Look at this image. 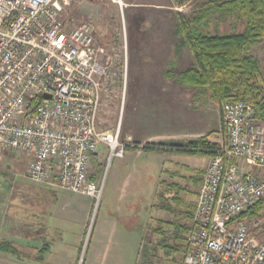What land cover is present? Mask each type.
I'll list each match as a JSON object with an SVG mask.
<instances>
[{"label": "rangeland", "instance_id": "rangeland-1", "mask_svg": "<svg viewBox=\"0 0 264 264\" xmlns=\"http://www.w3.org/2000/svg\"><path fill=\"white\" fill-rule=\"evenodd\" d=\"M213 1L190 0L178 6L174 0H71L65 18L71 25L92 22L96 44L111 54L116 70L126 74V88L121 85L103 107L101 128H119L122 141L127 132L134 141L149 136L151 149L130 148L125 158L110 160L103 145L91 167L100 200L35 184L27 177L26 157L5 156L0 161V242L12 240L20 253L16 257L0 252V264H184L180 253L170 255L166 247L173 244L168 225L162 226L161 236L154 233L160 221H176L179 210L169 214L156 206L161 194L172 199L179 193L186 207L194 202L198 186L193 178L204 175L208 157L175 151V145L195 140L204 131L220 138L221 108L201 90L183 88L165 72L176 74L194 64L188 47L178 53L176 28L181 18L190 20ZM243 29V21L228 17L212 20L207 31ZM250 53L262 64L264 83V39ZM125 179L129 184L116 212ZM45 240L54 243V249L42 256Z\"/></svg>", "mask_w": 264, "mask_h": 264}, {"label": "built area", "instance_id": "built-area-1", "mask_svg": "<svg viewBox=\"0 0 264 264\" xmlns=\"http://www.w3.org/2000/svg\"><path fill=\"white\" fill-rule=\"evenodd\" d=\"M70 5L0 0V161L19 154L33 183L100 200L91 171L98 150L105 145L112 160L150 144L101 128L126 74L97 46L92 22H68ZM220 108L223 137L198 191L184 264H264V209L242 218L264 204V123L249 103Z\"/></svg>", "mask_w": 264, "mask_h": 264}, {"label": "trees", "instance_id": "trees-1", "mask_svg": "<svg viewBox=\"0 0 264 264\" xmlns=\"http://www.w3.org/2000/svg\"><path fill=\"white\" fill-rule=\"evenodd\" d=\"M189 1L174 0L178 6H184ZM228 17H236L238 21H243V31L226 34L207 31L212 20H223ZM176 34L180 37L178 53L188 47L194 55L195 62L191 67L176 74L172 70H167L165 77L174 79L183 88L201 90L208 96L209 102L218 107L229 100L249 103L254 106L257 120L264 123L262 64L250 53L264 39V0H215L211 2V6L209 5L190 20L181 18ZM209 135L191 140L181 146L176 144L175 147L179 148L175 151L210 157L219 146L208 140ZM159 146L169 145L160 144ZM193 179L197 185L201 186L202 177ZM92 180L96 181L95 174L92 175ZM159 197L162 200L156 206L159 211L174 214V210H179V214L175 217L176 221H160L154 233L161 236L162 226L168 225V229L171 230L169 236L173 242L172 246H166L169 254L180 253L184 262L186 239L191 229L194 211L189 213L183 211L179 193H176L172 199H168L164 194ZM263 209L264 204L261 203L244 214L242 218L259 216ZM45 247L40 250L42 256L45 250L47 251ZM0 252L6 256L16 257L20 253L17 246L9 241L0 242ZM42 256L39 257L40 261Z\"/></svg>", "mask_w": 264, "mask_h": 264}, {"label": "crops", "instance_id": "crops-1", "mask_svg": "<svg viewBox=\"0 0 264 264\" xmlns=\"http://www.w3.org/2000/svg\"><path fill=\"white\" fill-rule=\"evenodd\" d=\"M98 46V45H97ZM138 92V91H137ZM147 107H149V106H147ZM219 113V120H220V125H221V133L219 134V136H220V138H213L212 136H211V134L208 136V140L210 141V142H213V143H218L221 139H222V137H223V123H222V115H221V110H220V112H218ZM216 117V116H215ZM211 132V131H210ZM206 132L204 131L203 133H201V134H199V137L198 138H200V137H204V136H207L206 134H205ZM205 134V135H204ZM133 133H126V138L124 139V140H129L130 138L134 141V138H133ZM137 139V138H136ZM151 137H142V138H138V140L137 141H134L135 143H139V144H142V143H146L147 141H151ZM191 141V140H190ZM127 151L128 152H131L132 150L129 148V149H127ZM127 151H126V153H127ZM208 157V161H207V163H206V165H205V167H204V170H206V168H207V166H208V164H209V162H210V157L209 156H207ZM125 158V157H124ZM123 159V158H122ZM203 176V175H202ZM201 176V177H202ZM200 176H199V178H201ZM122 186H121V188H120V191L118 192V194H117V197H116V200H117V202H116V212H118V211H120L121 210V207H122V203H123V200H124V189H125V187H127V185L129 184L128 183V181H126V179H125V181L124 180H122ZM133 182H135V180L133 181ZM133 182H132V184L130 185L131 187H132V185H133ZM117 182H115L114 183V186H116L117 187ZM197 185V184H196ZM198 186V190H199V188H200V186L199 185H197ZM115 187V188H116ZM52 189H55V188H52ZM58 189H55V191H57ZM198 190H197V192H198ZM61 191V190H60ZM63 192V191H62ZM195 200H194V202L193 203H191V204H189V205H187V207L184 205V204H182L181 205V207L183 208V211H185V212H187V213H189V212H193L194 210H195V207H196V203H197V196H198V193H196L195 194ZM115 220L116 221H118V223H119V217H118V215L116 216V218H115ZM107 222V221H106ZM108 223V222H107ZM9 242H12V240H9ZM16 242V241H15ZM14 243V242H13ZM17 243V242H16ZM31 243H27L26 245H21V246H27V245H30ZM43 244H46V245H44V247L45 246H47V247H45V248H47V251L45 250V253L47 252V253H50V252H52V249H54V243H51V242H48L47 240H45V241H43ZM16 246V245H15ZM43 247V248H44ZM53 247V248H52ZM20 251V250H19ZM39 258H37L36 259V261L38 260Z\"/></svg>", "mask_w": 264, "mask_h": 264}, {"label": "bare ground", "instance_id": "bare-ground-1", "mask_svg": "<svg viewBox=\"0 0 264 264\" xmlns=\"http://www.w3.org/2000/svg\"><path fill=\"white\" fill-rule=\"evenodd\" d=\"M117 0H115L114 2H116ZM120 2V0H118V3ZM104 182V181H103Z\"/></svg>", "mask_w": 264, "mask_h": 264}]
</instances>
